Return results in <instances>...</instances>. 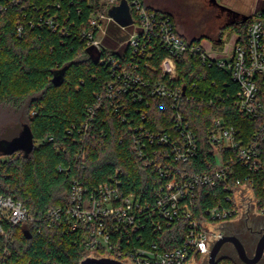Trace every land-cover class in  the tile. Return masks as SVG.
Segmentation results:
<instances>
[{
	"label": "trees",
	"instance_id": "1",
	"mask_svg": "<svg viewBox=\"0 0 264 264\" xmlns=\"http://www.w3.org/2000/svg\"><path fill=\"white\" fill-rule=\"evenodd\" d=\"M180 1L183 0H151V3L142 0L147 9L170 17L183 38L199 44L209 37V32L196 27L189 38V31H180V17L186 14L176 4ZM103 6L98 0H22L18 5H8L0 15V111L4 110L18 122L22 127L19 134L27 126L34 139L29 154L23 150L6 154L0 146V194L21 201L36 219L14 229L7 243L8 264H81L88 256L84 246L86 226L73 230L66 221L51 223L45 218L50 210L69 206L73 180H80L91 191L118 174L122 189L142 201L153 200L167 181L160 176L158 167L147 166L137 155L128 126L141 123L155 132L173 133L172 110L160 109L156 100L149 106L125 100L129 109L141 108L146 119L142 120L141 114L135 115L133 110L134 120L122 121V112H116L112 99L107 97L113 71L100 58L115 54L126 59L130 50L118 47L128 34L115 23L110 24L104 39L106 49L95 57L82 39V30L90 29L91 14ZM249 22L238 19L223 24L214 47L223 48L221 39L227 31L238 34V41L244 45ZM18 27H22L21 33ZM113 49L118 51L113 53ZM165 54L162 48L155 50L153 69L159 67ZM61 71L62 83L55 86L53 78ZM179 72L190 97L184 101L182 111L197 136L198 154L187 163L169 166L187 173L212 172L216 169L209 141L213 121L222 119L248 140L257 131L259 120L240 112L231 99H224L235 93L237 85L215 63L210 65L196 55H184ZM216 94L223 96L221 102L207 105L205 100L215 98ZM99 97H102L100 103ZM98 103L90 128L79 132L90 119V109ZM11 139L0 138V141ZM262 157L264 160V147ZM238 180L253 183L258 208L264 210V174L253 173L236 163L226 181L219 182L215 188L198 189L194 200L197 219H204L206 209L233 207L234 201L227 199L233 198ZM25 231L31 234L30 239ZM186 232L187 223L178 221L163 233L147 232L146 236L168 250L178 247ZM5 245L0 235V256ZM217 264L236 263L232 258L221 257Z\"/></svg>",
	"mask_w": 264,
	"mask_h": 264
},
{
	"label": "built area",
	"instance_id": "2",
	"mask_svg": "<svg viewBox=\"0 0 264 264\" xmlns=\"http://www.w3.org/2000/svg\"><path fill=\"white\" fill-rule=\"evenodd\" d=\"M127 1L133 17L132 24L126 27L118 25L109 16L111 5L103 10L96 8L89 19L90 29L84 28L81 36L92 52L100 56L106 49L104 39L108 36L110 24L115 23L128 34L127 40L118 47L130 50L126 59L122 60L115 54L100 58L101 63L110 65L113 71V82L108 87L107 97L112 99L115 111L122 112V121H133V110L135 115L141 114L142 120L146 119V113H141V108L129 109L125 100L145 106L156 100L160 109L172 110L173 133L155 132L141 123L128 126L137 155L147 166L158 167L160 176L167 181L159 187L153 200L142 201L122 189L118 174L112 181L101 183L91 191L75 179L69 191V206L50 210L45 218L51 223L66 221L73 230L86 226L84 246L89 253L87 257L110 258L123 264H188L199 255L209 257L217 241L225 235L223 227L226 224L242 215L264 213L258 208L253 183H241L240 180L236 182L238 188L233 198L227 199L234 201L233 207L206 209L203 220L197 219L194 211L198 189L215 188L219 182L226 181L234 164L240 163L253 173L264 174V0H250L261 3L262 7L247 16L246 21L250 22L245 44L238 41V34L233 38L234 33L231 32L229 39L226 36L221 39L224 46L220 49L221 55L217 56L209 55L201 42L197 44L183 38L170 17L147 9L142 0ZM21 2L0 0V15L8 9V5ZM90 4L95 3L90 1ZM18 32H22V27H18ZM101 33L103 37L99 39ZM232 39L235 42L231 48H225ZM157 48L164 49L166 54L159 67L153 69L151 62ZM118 49H113V53ZM188 54L198 56L203 63H215L227 71L237 90L224 99H231L240 112L259 120L257 131L248 140H244L238 129L226 125L222 119L213 121L209 141L216 169L212 172L187 173L169 166L172 163H187L198 154L197 136L182 111L184 101L190 97L180 81L179 64L182 57ZM222 97L216 94L215 98H208L205 102L212 106L221 102ZM98 101L100 103L102 97ZM99 103L90 109V119L79 132L90 128ZM69 133L72 131L69 130ZM35 220L21 201L0 194V235L6 241L0 264H8L7 243L14 229ZM178 221L187 223V232L176 248L163 250L155 239L146 236L147 232L163 233Z\"/></svg>",
	"mask_w": 264,
	"mask_h": 264
},
{
	"label": "rangeland",
	"instance_id": "3",
	"mask_svg": "<svg viewBox=\"0 0 264 264\" xmlns=\"http://www.w3.org/2000/svg\"><path fill=\"white\" fill-rule=\"evenodd\" d=\"M151 3V0H148ZM100 5H104L100 9L103 10L109 5L118 4V0H98ZM179 4L181 10L186 14H182L180 17V31L185 33L189 31V38L196 32L197 28H204L209 32V37H204L201 41L205 51L212 56L221 55L220 48L214 47V42L218 40V34L220 29L224 26L223 24L234 20L235 16H250L261 9V3L250 1V0H183L182 2L176 3ZM174 7L175 3H172ZM175 9V8H174ZM195 23V24H194ZM197 27V28H196ZM196 28V29H195ZM184 30V31H183ZM201 33L204 31L200 30ZM187 34V33H186ZM193 34V35H192ZM231 31L225 32L223 37L226 36V39L231 37ZM236 33L233 34V38L236 37ZM103 37V33L100 34L99 39ZM235 42L234 39L231 40V44H227L225 48H231V45ZM93 57L96 56L94 52L91 53ZM4 110L0 111V138L1 139H11L14 136L18 135L22 127L11 118ZM10 118H9V117ZM13 119V120H12ZM244 215L240 216L238 219L231 221L228 225V230L235 232L237 227L242 223ZM241 219V220H240ZM264 225V222H262ZM235 234V233H234ZM236 235V234H235ZM237 236V235H236ZM239 236V235H238ZM240 238L242 242L247 246V249H253V239L247 237V235H241ZM229 257L232 258L236 264H244L238 258L236 251L231 244H225L219 254V258ZM188 264H208V258H204L203 255L197 256ZM259 264H264V257L259 262Z\"/></svg>",
	"mask_w": 264,
	"mask_h": 264
},
{
	"label": "water",
	"instance_id": "4",
	"mask_svg": "<svg viewBox=\"0 0 264 264\" xmlns=\"http://www.w3.org/2000/svg\"><path fill=\"white\" fill-rule=\"evenodd\" d=\"M109 16L120 26L126 27L133 23V17L131 13L130 6L127 0H121L118 5H111L109 8ZM247 16H235L234 22L238 19H242L243 21L247 20ZM220 41V40H219ZM63 80V72L57 73L53 78V84L55 86H59ZM0 146L4 153L11 154L18 150H23L26 154H29L34 148V139L33 136L27 126L24 127L23 131L11 140H2L0 141ZM25 235L28 239L32 236L28 231H25ZM225 244L233 245L236 254L241 262L244 264H258L264 255V234L259 239L255 254L251 257L248 255L247 250L245 248L242 240L233 234H225L221 237L215 246L213 247L211 253L208 257V264H217L219 254ZM81 264H123L119 261L110 259V258H92L87 257L84 259Z\"/></svg>",
	"mask_w": 264,
	"mask_h": 264
},
{
	"label": "flooded vegetation",
	"instance_id": "5",
	"mask_svg": "<svg viewBox=\"0 0 264 264\" xmlns=\"http://www.w3.org/2000/svg\"><path fill=\"white\" fill-rule=\"evenodd\" d=\"M244 216L245 217H243L244 219H243L242 223H240V225L237 227L235 232H232V231L228 230L229 227H227L226 230H225V234H233V235L236 234L237 236L239 235L238 236L239 238L241 237L240 234L241 235H245L246 234L247 237H250L251 239H253V243L252 244L254 246H253L252 250L247 249V246H245L248 255L252 257L255 254V249H256V246H257V243H258L259 239L264 234V225H262V222H264V213H255V214H252V215L251 214H246ZM229 223L227 225H229ZM263 257H264V255H263Z\"/></svg>",
	"mask_w": 264,
	"mask_h": 264
},
{
	"label": "crops",
	"instance_id": "6",
	"mask_svg": "<svg viewBox=\"0 0 264 264\" xmlns=\"http://www.w3.org/2000/svg\"><path fill=\"white\" fill-rule=\"evenodd\" d=\"M227 227H228V225L226 224V225L223 227V230H226Z\"/></svg>",
	"mask_w": 264,
	"mask_h": 264
}]
</instances>
